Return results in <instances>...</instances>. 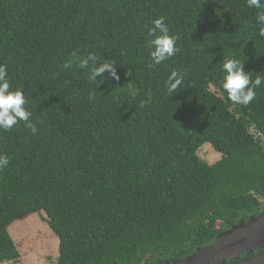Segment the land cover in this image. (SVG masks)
I'll return each instance as SVG.
<instances>
[{"label": "trees", "instance_id": "1", "mask_svg": "<svg viewBox=\"0 0 264 264\" xmlns=\"http://www.w3.org/2000/svg\"><path fill=\"white\" fill-rule=\"evenodd\" d=\"M259 11L247 0H0V65L36 128L0 129V264L18 261L7 226L22 213L46 215L57 264L171 263L259 215L264 84L247 106L221 87L229 57L264 79ZM161 16L179 51L151 66ZM105 61L119 79L90 82ZM172 70L184 79L170 94ZM206 142L220 153L212 164L197 155Z\"/></svg>", "mask_w": 264, "mask_h": 264}, {"label": "clouds", "instance_id": "2", "mask_svg": "<svg viewBox=\"0 0 264 264\" xmlns=\"http://www.w3.org/2000/svg\"><path fill=\"white\" fill-rule=\"evenodd\" d=\"M249 8L261 9L257 13L258 24H264V0H247ZM153 26L149 31L155 34L150 41V56L152 65H159L162 62L173 57L179 49L176 47L178 37L170 34L169 27L165 24L163 16L153 20ZM259 34L264 36V27L260 28ZM98 57L92 56V60ZM87 65V60L81 63V67ZM119 79L115 72L113 62L105 61L97 67H94L87 79L95 81L97 75H102L105 72ZM221 71L225 73L223 76L221 87L228 94V98L235 104L247 106L256 98L255 89L264 84V79L260 76L252 78L248 72H245L242 66V61L235 57L227 58L222 66ZM184 74L177 70H172L165 82L166 91L170 94L177 91L183 83ZM89 99L95 100V93H89ZM27 101L24 92L19 89H13L8 78V69L6 65H0V129L10 131L18 122H26L25 126L33 133L36 132L35 126L30 122L32 112L25 108ZM39 122V121H38ZM9 164V157L0 153V170H3Z\"/></svg>", "mask_w": 264, "mask_h": 264}, {"label": "rangeland", "instance_id": "3", "mask_svg": "<svg viewBox=\"0 0 264 264\" xmlns=\"http://www.w3.org/2000/svg\"><path fill=\"white\" fill-rule=\"evenodd\" d=\"M197 155L209 164L220 158V153L209 142L198 148ZM22 214L23 219L15 220L7 226L19 252L18 261L2 264H57L58 238L43 220L46 215L42 212ZM216 228L221 230L224 226L218 222Z\"/></svg>", "mask_w": 264, "mask_h": 264}, {"label": "water", "instance_id": "4", "mask_svg": "<svg viewBox=\"0 0 264 264\" xmlns=\"http://www.w3.org/2000/svg\"><path fill=\"white\" fill-rule=\"evenodd\" d=\"M264 247V207L247 222L220 233L213 243L168 264H225ZM232 264H264V252Z\"/></svg>", "mask_w": 264, "mask_h": 264}, {"label": "flooded vegetation", "instance_id": "5", "mask_svg": "<svg viewBox=\"0 0 264 264\" xmlns=\"http://www.w3.org/2000/svg\"><path fill=\"white\" fill-rule=\"evenodd\" d=\"M263 252H264V247H262L260 249H255L252 253L246 254V255L245 254L241 255L239 258L231 260V261H228L226 264H232L234 262L246 259L248 257L254 256V255H257V254H260V253H263ZM168 263H170V262H166V264H168Z\"/></svg>", "mask_w": 264, "mask_h": 264}]
</instances>
